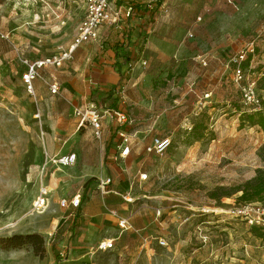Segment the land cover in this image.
Masks as SVG:
<instances>
[{"label": "rangeland", "instance_id": "1", "mask_svg": "<svg viewBox=\"0 0 264 264\" xmlns=\"http://www.w3.org/2000/svg\"><path fill=\"white\" fill-rule=\"evenodd\" d=\"M115 3H135L134 14L120 26H103L100 39L83 43L62 67L40 69L31 95L21 78L25 60L69 45L84 0H0V238L37 234L44 240L39 253L30 245L1 249L0 264H264V229L219 211L237 204L236 188L264 170V133L244 118L264 113V0H162L151 10L136 0ZM148 35L164 42L163 51L147 46L142 58ZM119 40L138 41L140 69L131 74L132 60L116 82L103 46ZM250 48L249 75L262 97L258 111L242 105L232 72L231 59ZM111 65L109 73L100 71ZM51 82L59 84L58 93L49 91ZM88 104L101 110L102 121H113L109 137L119 130L131 136L133 147L116 168L132 185L125 202L146 214L138 226L129 222L113 248L81 252L74 242L86 183L102 176L105 156L84 147L80 157L75 150L86 145L78 136L89 127L78 128L73 110ZM112 107L125 112V125ZM154 137H169L170 148L146 152ZM68 152L77 153L74 165L52 162ZM42 185L48 205L36 212ZM75 196L77 206L69 203Z\"/></svg>", "mask_w": 264, "mask_h": 264}, {"label": "built area", "instance_id": "2", "mask_svg": "<svg viewBox=\"0 0 264 264\" xmlns=\"http://www.w3.org/2000/svg\"><path fill=\"white\" fill-rule=\"evenodd\" d=\"M137 4H144V6L151 10L157 3L162 0H136ZM84 15L77 26L76 33L72 38L69 45L57 53L44 56L40 59H35L31 62L25 60L27 69L22 73V81L29 94L35 93L33 82L39 76V70L46 67L60 68L65 62H69L72 59L75 50L85 42L98 41L100 38V30L105 25L120 26L121 21L128 19L134 13V5L132 3L128 6H116L115 0H84ZM253 48L248 50H242L237 56L231 59L233 79L239 86L241 94V103L249 111H258L262 106V97L259 87L254 78L250 79V72L252 69L253 61ZM263 87H264V76ZM49 91L52 94H56L60 91V86L56 82L49 84ZM207 97V94H205ZM116 121L119 125H125L128 122L126 114L123 111H112ZM73 114L77 119L78 128H91L93 136L99 141L100 144H105L103 140V128H102V112L97 109L93 104L85 105L81 108H75ZM117 138L119 142L117 144L118 152L117 158H125L132 146L131 136L126 134L125 130H119L117 132ZM171 139L169 137H154L150 144L146 147V152L155 153L158 155L163 154L171 146ZM77 161V154L75 152H68L52 159V162L58 166H71ZM142 177L145 174L141 175ZM111 179L97 178L95 180V186L97 190L103 194L109 192V185ZM49 189L47 186H41L38 194L33 201V210L41 212L48 205ZM125 201H129V197L123 196ZM68 202L66 199L60 200L62 206ZM70 204L77 206L79 204V197L75 196L70 201ZM213 210H202L203 213H209ZM222 213H226L230 216L240 218L250 225L260 227L264 229V203L260 202H238L237 204L229 206L226 209L219 210ZM110 213L117 218V225L119 232L122 234L126 229H129L131 224L126 218L119 216L115 210H111ZM159 214V210L157 211ZM159 243L164 245L166 242L159 239ZM114 245L113 239H105L98 242L96 249L105 251L112 248Z\"/></svg>", "mask_w": 264, "mask_h": 264}, {"label": "crops", "instance_id": "3", "mask_svg": "<svg viewBox=\"0 0 264 264\" xmlns=\"http://www.w3.org/2000/svg\"><path fill=\"white\" fill-rule=\"evenodd\" d=\"M145 8H146L145 6L142 7V9H145ZM143 15L144 16L147 15V11L143 12ZM131 16L128 19H130ZM128 19L122 20L120 24L122 25L123 23H126ZM189 35L192 37L193 34L190 33ZM163 43L164 42L160 40L159 38L155 37V35H148L147 40H146V46L144 50L140 53V55L142 56V58L144 57L145 52L147 51V46L149 47V51L151 52L163 51V49L160 48L163 46ZM136 44H138V41L133 42L132 40L127 44L125 41L124 42L125 48L122 51H120V53H124L126 56H129L131 58V61L134 60V66H132V69H131L132 75L134 73H137L140 69V66H139L140 61L136 59V56L138 54V51L136 50V46H135ZM73 56H74V53H73ZM73 56H72V59H73ZM111 58H112L111 60L112 63H114L116 59L121 60V58L119 57L117 58L111 57ZM66 63L67 62H65L64 64ZM111 68H113L112 65L110 68L108 67L103 68V69L100 68V71H104V73H109L110 72L109 70H111ZM126 68H128L127 65L123 63H121V65L119 66H116V65L114 66V69L116 70V72L113 70L111 73H112V76L115 77L116 82L120 80V75L122 72L125 71ZM98 83L99 85L102 84L101 81H99ZM113 110L114 108L112 107L111 111ZM112 125H113V121H111L109 117H105L104 121H102L103 140L105 141V144L99 143V141L93 136L91 128H89L91 131L88 129L84 133L78 136L80 141L82 140L86 142L85 146L82 145L79 148L75 149L80 157L85 154L83 148L86 147V150L88 151L89 154L92 151L93 152L104 151L106 157L112 158L114 160V162L112 163H104L105 156H102L101 169L98 170V172L102 176L96 177V179L109 177L112 180L111 184L109 185V188H110L109 192L105 194L99 192L94 183L89 185V189L84 192V195L86 196V200L82 204V210L80 214V217L84 221H83L81 230L79 231L80 233L77 235V237L75 238V242H74L75 248L81 252H84L85 250H88L89 248L90 249L94 248L98 244V242L105 240V239H113L114 244H115L117 240L121 237L123 233L121 234L119 232L118 225H117V218L110 213L111 210H114V209L115 211L117 210L116 212H118L119 216L123 218L127 217L129 222L130 223L132 222L134 226H138L140 224L139 223L140 219L144 220L143 217L146 214L140 209L135 210V208H133V206L129 205L128 203H126L123 198L124 196L123 194H126V189L131 188L132 185L131 183L129 185V183L126 182V179L124 178V176H121L118 168H116L119 162L126 161V157L119 158V161H116L117 160L116 154L118 152L117 144L119 142V139L113 133H111L109 137V133L111 132L110 127ZM131 141H132V138H131ZM131 147H133V144ZM83 173L88 174V173H93V172L84 168ZM90 177H95V176H90ZM129 206L131 207V209H134V210L130 211ZM124 233H126V230L124 231ZM196 262L198 261L193 262V264ZM191 263L192 262H190V259L187 260V264H191Z\"/></svg>", "mask_w": 264, "mask_h": 264}, {"label": "trees", "instance_id": "4", "mask_svg": "<svg viewBox=\"0 0 264 264\" xmlns=\"http://www.w3.org/2000/svg\"><path fill=\"white\" fill-rule=\"evenodd\" d=\"M123 41H116L113 45H104V51H109L111 54L109 57L121 58V60L116 59L114 64L116 66L121 65V63L128 65L131 63V58L126 56L124 53H120L124 49ZM126 72H122L124 75ZM244 118L251 125H257L260 127L264 133V113H245ZM106 158V156L104 157ZM95 178H90L86 183V188L94 182ZM240 192L238 196L239 202H260L264 203V170L257 169L256 175L246 181L245 183L239 185L236 190ZM23 245H30L34 248L36 253L44 250V240L40 235L28 234L26 236L22 235H12L10 237L0 238V250L17 248Z\"/></svg>", "mask_w": 264, "mask_h": 264}]
</instances>
